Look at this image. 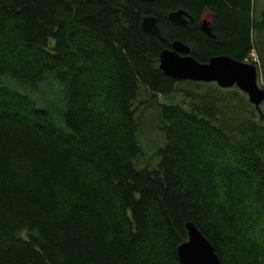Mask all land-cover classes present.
I'll return each instance as SVG.
<instances>
[{
	"label": "trees",
	"instance_id": "trees-1",
	"mask_svg": "<svg viewBox=\"0 0 264 264\" xmlns=\"http://www.w3.org/2000/svg\"><path fill=\"white\" fill-rule=\"evenodd\" d=\"M179 8L187 27L167 18ZM206 10L214 37L196 28ZM251 11L252 0H0V264H179L188 221L221 264H264L256 115L234 129L213 99L157 103L158 161L133 162L140 88L154 99L184 82L159 52L180 40L199 62L243 61L264 31ZM146 14L166 40L142 29ZM51 84L60 98L39 101Z\"/></svg>",
	"mask_w": 264,
	"mask_h": 264
},
{
	"label": "rangeland",
	"instance_id": "rangeland-1",
	"mask_svg": "<svg viewBox=\"0 0 264 264\" xmlns=\"http://www.w3.org/2000/svg\"><path fill=\"white\" fill-rule=\"evenodd\" d=\"M264 11V0H252L251 18L261 21ZM252 49L244 62L255 64L257 69L256 82L264 88V31L254 28L251 32ZM185 82V81H184ZM178 82L177 90L168 95L157 94V101L152 98L151 92L144 87L140 88L139 95L134 101L135 115L138 119L136 140L140 147V154L134 159L136 167L154 165L158 161L157 149L164 144V137L158 129L157 103H179L187 109H195L196 105L203 106L206 100L213 99L215 106L220 112L218 118L236 129L238 121H245L250 115H256V121L264 129V100L259 105V111H251L254 107L249 103L247 96L236 86L218 88L214 82L202 85ZM55 84L43 87L35 97L42 102H53L60 98V91ZM232 160V158H231Z\"/></svg>",
	"mask_w": 264,
	"mask_h": 264
},
{
	"label": "water",
	"instance_id": "water-1",
	"mask_svg": "<svg viewBox=\"0 0 264 264\" xmlns=\"http://www.w3.org/2000/svg\"><path fill=\"white\" fill-rule=\"evenodd\" d=\"M151 1V0H146ZM168 20L187 26L191 15L184 9L171 10ZM141 27L144 31L154 34L161 40L166 38L161 34L157 18L152 14L142 17ZM201 30L214 37L210 30V21L201 22ZM159 69L176 81L214 82L221 88L236 86L246 94L249 103L259 111V105L264 100V88L256 82L257 69L255 64L232 58L228 55H215L207 62H199L190 54V47L180 40H174L169 47L159 52ZM187 239L177 247L179 264H221L212 244L197 229L193 222L185 223Z\"/></svg>",
	"mask_w": 264,
	"mask_h": 264
},
{
	"label": "flooded vegetation",
	"instance_id": "flooded-vegetation-1",
	"mask_svg": "<svg viewBox=\"0 0 264 264\" xmlns=\"http://www.w3.org/2000/svg\"><path fill=\"white\" fill-rule=\"evenodd\" d=\"M187 12H188V11H187ZM188 13H189V12H188ZM189 14H190V13H189ZM190 15H191L192 18L189 20V22L192 21V19H193L192 14H190ZM212 15H213L212 11L206 10V11L204 12V14H203L202 17H199V18L196 19V28H198V29L201 30V22H202L203 20L210 21V28H211V27H212V24H213ZM189 22H188V24H189ZM188 24H187V26H188ZM187 26H185V27H187ZM207 35H208V34H207ZM209 36H210V35H209ZM190 54H191V53H190Z\"/></svg>",
	"mask_w": 264,
	"mask_h": 264
}]
</instances>
